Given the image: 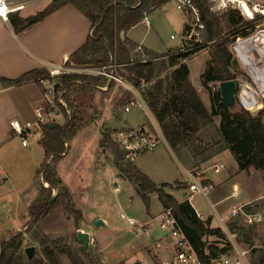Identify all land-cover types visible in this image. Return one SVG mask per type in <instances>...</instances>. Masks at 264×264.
Listing matches in <instances>:
<instances>
[{"label": "rangeland", "instance_id": "374dc122", "mask_svg": "<svg viewBox=\"0 0 264 264\" xmlns=\"http://www.w3.org/2000/svg\"><path fill=\"white\" fill-rule=\"evenodd\" d=\"M53 1L38 2L15 15L27 16L37 13L44 9L48 2ZM13 16L11 15L10 18ZM148 20L149 24L153 26L149 34H146V24H142L129 33V36L135 42L140 43L144 39L143 43L159 52L180 50L183 44L185 24L188 21L190 22L191 19L177 8L176 0H171L161 9L150 13ZM263 25L264 21L250 23L249 26L238 33L235 40L229 45L233 60L237 59V66L233 67L231 71L240 86L239 96L245 88H253L262 94L258 97V101L262 103L260 110L251 111L254 115L264 112V90H262L264 86L255 78L250 67L240 59L236 45H238L240 39L258 33ZM246 31H248V35H245ZM249 52L252 51H247V53ZM210 59L209 47L199 50L188 59L191 72L190 79L196 85L195 87L198 89L202 100L209 109L212 105L211 93L217 92V89L211 87V90H209L204 87L201 76L206 71ZM67 68L81 71L85 67ZM118 69H116L117 74H119ZM112 86L114 90L116 88L115 84L112 83ZM78 90L80 91L79 94L73 92L75 89L68 92L65 100L67 104L72 101L75 107L80 103L81 111H83L80 116L86 124L89 123L92 126L80 130L68 143L71 144V151L68 156H64L60 161L58 175L63 186L69 191L73 206L83 213V217L69 212L64 206H61L45 215L38 223L33 224L29 215L30 207L39 199L40 190L42 185L45 186V181L42 174L38 175L36 173L35 178V173H33V177L30 178L29 171H27L19 177L21 182H28L27 185L21 186V189L24 190L27 187V190L25 189V192L20 194V202L14 205L9 204L8 207L0 206V240H3L6 235L13 236L22 232L23 236L19 241L20 251L25 253L27 248L35 247L36 251L32 261L43 260V264H52L55 257L60 264H72L66 255L56 254L55 244L68 245L72 249L81 252L83 244L78 235L80 231H86L91 235V242L87 251L85 253L81 252L84 255L86 264H92V261L101 264H119L121 262L145 264L146 259L143 255L145 252L152 254L156 249V245L146 238L147 234L138 233L136 227L130 225L121 217V213H126L129 217L141 222L157 215L156 219L153 218L156 220L153 233L164 237L167 241H173V239L171 236H167V233L163 232L159 226L157 217L164 211V206L158 194L151 193L150 203L147 205L142 198V191L139 186L125 178L116 167L113 152V146H115L113 128L123 126L135 128L146 125L151 129H155L156 126L160 127V125L150 111L141 110L138 106H135L131 112L124 110L126 99L123 95L127 93L126 87L120 88L122 95L113 94L109 97L107 93L100 92L101 90L97 87ZM241 105L243 106L242 103ZM110 107L116 111L115 116L109 109ZM54 119H57V123L62 125L66 122V116L63 112L57 114L52 121ZM220 122V117L215 118L214 123L197 134L198 138L191 139L187 145L188 148L183 145L177 148H169L166 141L163 140L157 148L146 152L141 159L148 161V169L154 174L160 175L159 178H161L162 172L167 173L163 177L164 179L160 180L171 182L172 185L166 188V191L168 193L172 191L171 194H174L178 199L183 198V193H180L175 186L184 188L185 185L182 183L175 185V181L178 179L183 181L187 178L185 170L191 168L188 159L191 162V159H194V166L199 167V169L193 171L209 168L208 174L210 177L216 183H221L225 189L224 196L230 197L224 199L220 204H216L217 200L214 193L209 195V200L202 194H196L192 197V202L199 212L207 217H212L218 228L222 226L216 212L225 216L233 206L239 205L244 200L243 196L255 199L252 201L253 207H260L258 209L264 215V172H257L254 169L250 172L239 170L235 156L230 149L224 147L225 143L219 135ZM101 123L106 125L103 131L108 132L111 136V141L105 143L108 149H104L102 144L100 148ZM105 125L103 126L105 127ZM39 139V134L29 138L31 157L37 161L43 158L42 149L39 147ZM187 149L189 152H187ZM193 155L194 157H192ZM156 159L159 160V163L156 162ZM219 163H223L225 168L220 173H216L213 166ZM102 166H106L105 169H102L103 172L99 170ZM235 183L243 186V189L246 190L245 195L241 197L232 195L235 191ZM185 192L190 196L191 192ZM57 193V189H53V197ZM212 204H214V207ZM12 212L15 216L16 213L19 215L15 219L14 215L11 220L6 219L5 216L11 215ZM1 218H3V221ZM98 219L104 220L106 224L96 227L95 222ZM29 223L30 227L27 226ZM243 224L247 229L250 227L245 222ZM254 226L253 242L258 251L256 254L250 255V258L251 264H259L260 257L264 254V221ZM165 240L163 238L159 239L167 247ZM205 240L208 248L213 245L221 248L225 245L226 237L220 231L217 235L206 236ZM237 243L241 247L250 249L249 242L244 237L237 238ZM223 258L224 256H221V259Z\"/></svg>", "mask_w": 264, "mask_h": 264}, {"label": "trees", "instance_id": "16d2710c", "mask_svg": "<svg viewBox=\"0 0 264 264\" xmlns=\"http://www.w3.org/2000/svg\"><path fill=\"white\" fill-rule=\"evenodd\" d=\"M140 1L54 0L34 16L23 18L14 15L10 18V23L16 33H19L44 20L63 6L72 4L90 19L93 34L77 52L69 56L65 63L66 67H106L113 63L118 65L119 75L128 83L136 88H140L145 83L149 111L160 125L172 148L180 145L187 147L191 139L198 138L197 134L200 131L214 123L215 118L220 117L219 135L225 143L224 147L230 149L235 156L239 170L250 172L254 169L257 172H264V112L254 115L240 102L238 108L230 111L223 101L220 90L211 93L212 105L209 109L190 79L188 65V59L193 54L209 47L211 59L201 76L203 86L211 90L209 83L235 79L231 71L235 65L229 45L250 23L244 19L240 11L230 10L218 16L211 12L207 0H195L205 25L203 41H190L187 45L188 52L177 51L166 55L150 53L149 59L143 61L134 58L133 51L136 45L127 38L123 39L122 32L139 24L149 11L162 7L171 0H143L142 5L138 6ZM189 28L187 27L184 36L187 35ZM248 34L246 31L245 35ZM40 79L53 80L48 69L40 68L25 73L17 79H4L3 84L20 86L32 81L39 82ZM113 82L108 83L103 77L63 74L60 88L66 89L68 93L74 88L81 90L105 87L112 85ZM60 108L66 116L65 124L60 125L56 121H50L42 127L40 143L45 149V159L37 174L43 175L49 187L42 185L39 199L30 207L29 215L33 224L61 206L83 217V213L73 206L69 191L62 184L58 175V164L69 151L66 143H70L86 122L75 112L70 102L68 108L71 113L61 104ZM52 123H54L53 127H51ZM110 141V134L104 132L102 147L108 149L105 143ZM113 152L116 167L125 178L139 186L147 205L150 203V194L157 193L164 208L172 210V214L192 247L202 257L204 264H212L213 259L226 253L227 249L214 245L208 248L206 245V236L217 235L220 232L219 228L211 227V218L201 219L189 200L179 202L175 196L166 191L169 184L158 186L133 161H128L116 144L113 146ZM54 188L58 191L55 197H53ZM28 225L30 227V223ZM231 227L238 231L240 238L247 239L253 255L256 254L258 248L253 242L255 226L250 225L247 229L240 221H235ZM22 236V232H19L13 236L6 235L0 240V264H43V260L32 261L28 256L27 259L26 251L25 253L20 251L19 241ZM55 249L56 254L66 255L72 264H86L82 250L81 253L68 245L61 244H55ZM262 262H264V254L260 257L259 264ZM52 264H60V262L54 257ZM92 264L101 263L92 261Z\"/></svg>", "mask_w": 264, "mask_h": 264}, {"label": "crops", "instance_id": "0c3cea01", "mask_svg": "<svg viewBox=\"0 0 264 264\" xmlns=\"http://www.w3.org/2000/svg\"><path fill=\"white\" fill-rule=\"evenodd\" d=\"M49 2L46 7L50 4ZM162 7L149 11L146 14L145 18L139 24L133 26L127 31H124L125 36L122 35L123 39L127 38L128 41L136 45V48L133 51L134 58L147 61V59H149L150 57V53H154L157 55H166L168 53H175L177 51H180L178 49L176 51L170 50L169 52H159L143 43L144 39L140 43H138L129 36V33L131 31L137 29L142 24H146V34H149L153 26L149 24L148 15L154 11L161 9ZM44 9L27 16L21 15V17L28 18L34 16ZM189 24V21L186 22L184 32L186 31L187 27H190ZM92 30L93 27L90 19L72 4L63 6L62 8L48 15L44 20L29 26L19 33H16L10 21H5L0 18V206L8 207L9 204L14 205L20 202V194L24 193L25 189L27 188L25 187L23 190L21 189V186L25 184L27 185L28 182H21L19 177H21L24 172L27 173V171H29L30 178L33 177V173H35L36 178V173H38V170L45 159V149L40 143L42 135L39 134V147L42 149L41 153L43 158L42 160L37 161L31 157L32 152L30 142L27 146L23 145L22 139L12 128L11 122L13 120H19L21 123H25L28 121L36 122L39 114L47 110L49 106V98L46 96V86L48 84V80L40 79L39 82L32 81L20 86H5L3 84V80L17 79L25 73H28L35 69H48L49 65H65L69 56L77 52L87 42L88 38L92 35ZM139 47H141V49H139ZM113 84H115L116 86L114 90V85H107L105 88L98 89L101 90L100 92L107 93L108 97L113 94H121L120 88L125 86L117 82H113ZM194 86L196 85L194 84ZM74 89L75 91L73 92L79 94L80 91L76 88ZM126 92L127 93L123 95V97L126 99V104L124 106L125 111L129 103V99L132 97V93L128 89ZM71 105L75 109V112H77L79 115L83 113V111H81L80 103H78L77 107H75L74 103L71 101ZM133 108L129 112H131ZM109 109L114 113L115 116L116 111L112 107H110ZM54 121L57 122V119H54ZM93 125L98 126L97 124ZM103 125L105 124L101 123L100 125V148L101 142L103 140V129L106 128V125L105 127ZM90 126H92V124H85V126H83L80 130L86 129ZM138 127L147 126L140 125ZM121 128L130 127L123 126ZM147 128L151 129V127ZM117 129L120 128L115 127L113 128V131ZM151 130L155 131V129ZM165 140L167 147L172 148L166 138ZM70 151L71 144L69 145V151L65 154V156H68ZM187 152H189L188 149ZM144 154H142L136 161H134L135 165L142 172L147 174L149 178L158 186L164 184L172 185L168 180H160L164 179L163 177H165V175L167 174L166 172H162L161 178H159L160 175L154 174L148 169V161L141 160L145 156ZM192 157H194V155ZM191 160L192 162L190 161V159H188V163L189 165H191V168H189V170H185L186 176L187 172H193V170L199 169V167L194 166V159ZM156 162L159 163V160L156 159ZM105 168L106 166H102L100 169H98L101 171ZM208 170L209 168L204 169L206 176L214 184V189L211 193H214L215 195V199L217 200L216 204H220L224 201V199L230 196H224L225 189L223 188L221 183H216V181L212 177H210V175L208 174ZM187 181L188 176L183 181H181L180 179L175 181V185L178 183H182L185 185L184 188H179L177 185L175 186V188L180 193H183L182 199H178L174 194L172 195L175 196L179 202L189 200L192 206L195 208L197 214L203 217V220H207L209 218L212 219V217H207L199 212L192 202V197L194 195L190 194L189 196L185 192H191V188L188 186ZM45 184L49 187L48 183ZM234 187L235 190L238 191V196L241 197L245 195L246 190L243 189V186L235 183ZM171 193L173 192L171 191ZM243 197L244 200H242V202L237 206L252 203V201L255 200L249 199L248 197L245 198V196ZM237 206H233L232 209ZM229 212L225 216H227ZM13 215L14 214L12 212L11 215L8 214L5 216V218L11 220ZM17 215L19 214L16 213V216H13L14 219L17 217ZM156 216H154L153 218H155ZM153 218L144 220V222L150 221ZM1 220L3 221V218H1ZM239 221L242 224L244 223V221L241 219ZM211 227L218 228L214 224L213 219L211 221ZM153 231L154 230L152 229V231L147 234L146 238H148L150 242L156 245V249L154 252H152V254L145 252V254L143 255L146 259L145 264H158L161 260L168 258L173 254V241H167L164 237L155 235ZM167 236H169L168 233ZM160 238H163L167 242V247L164 242L159 241Z\"/></svg>", "mask_w": 264, "mask_h": 264}, {"label": "built area", "instance_id": "2783aa9c", "mask_svg": "<svg viewBox=\"0 0 264 264\" xmlns=\"http://www.w3.org/2000/svg\"><path fill=\"white\" fill-rule=\"evenodd\" d=\"M41 1L51 0H0V18L5 21H10V16L19 14L33 4ZM211 12L215 15L221 16L230 10L240 11L244 19L249 23H256L264 21V0H207ZM177 8L188 16L190 21V28L181 46V52H188L187 45L190 41H201L205 25L202 21L201 10L195 0H176ZM264 29L261 28L260 30ZM259 30V31H260ZM93 34V30H92ZM239 42V41H238ZM238 44V43H237ZM237 46V45H236ZM141 49V47H139ZM117 64H111L106 67H85L81 71H74L68 69L66 65L55 66L49 65L48 70L53 78L48 81L46 86V96L49 98V106L47 110L41 112L36 122L21 123L19 120L11 122L12 128L22 139L24 146L29 144V138L42 135V127L53 120V118L61 112L60 104L63 105L69 113L71 110L65 100L67 94L66 89L60 88L61 76L63 74H80L95 77H103L108 83L112 81L124 85L131 93L132 97L126 107L129 112L133 107L138 106L142 110L149 111L148 103L146 101V87L143 83L140 88H136L128 83L122 76L116 73ZM58 80V81H57ZM209 86L220 90V83H209ZM106 87V86H105ZM98 87V88H105ZM243 107L248 110L241 98ZM114 143L122 150L125 158L128 161H136L142 154L157 148L165 136L160 127L156 126L155 131L147 127L135 128H120L114 131ZM166 141V140H165ZM69 146L68 143H66ZM216 173H220L225 165L219 163L213 166ZM187 184L191 188V194H202L209 200V195L214 189V184L207 178L204 170H196L187 172ZM234 196H238V191L235 190ZM214 207V204H212ZM217 218L222 227L220 231L226 237L224 249H227L225 254H221L218 258L212 260V264H251L250 255H253L251 249L241 247L237 243L239 233L232 229L231 224L235 221L243 220L246 224L255 225L264 221L263 213L253 207L252 203L243 204L234 207L230 210L227 216H222L216 212ZM121 217L125 219L130 225L136 227L138 233L148 234L154 227L155 219L147 222H141L133 217H129L126 213H121ZM202 219L203 217L199 215ZM160 228L167 232L173 239V254L161 260L158 264H204L202 257L190 244L185 232L180 227L176 218L172 214L171 209H165L158 217ZM221 256H224L221 259ZM261 264H264L262 262Z\"/></svg>", "mask_w": 264, "mask_h": 264}, {"label": "bare ground", "instance_id": "6f19581e", "mask_svg": "<svg viewBox=\"0 0 264 264\" xmlns=\"http://www.w3.org/2000/svg\"><path fill=\"white\" fill-rule=\"evenodd\" d=\"M236 50L240 59L250 67L255 78L264 86V29L251 37L240 39ZM250 50L252 52L247 53ZM260 95H262L261 92L253 88L242 90L241 98L249 111L260 110L262 105L258 101Z\"/></svg>", "mask_w": 264, "mask_h": 264}, {"label": "water", "instance_id": "95a60500", "mask_svg": "<svg viewBox=\"0 0 264 264\" xmlns=\"http://www.w3.org/2000/svg\"><path fill=\"white\" fill-rule=\"evenodd\" d=\"M142 3H143V0L140 1L138 6H141ZM122 35L125 36V32H122ZM234 65L237 66V59H234ZM239 88L240 86L236 79H231V80L223 81L220 83V92H221L223 101L226 104V106L230 109V111H234L236 107L238 106L239 102L242 103L240 96H239ZM53 126H54V123L51 124V127ZM45 186L48 187V185L46 184ZM105 224H106L105 221L102 219H98L95 222L96 227H101L102 225H105ZM78 236H79V240L83 244L82 252L85 253L90 245L91 235L89 232L80 231ZM35 251H36L35 247H29L26 249V254L29 260L33 259L35 255Z\"/></svg>", "mask_w": 264, "mask_h": 264}]
</instances>
